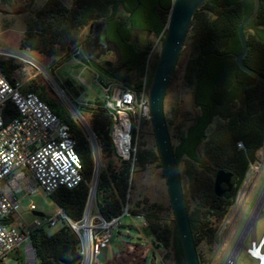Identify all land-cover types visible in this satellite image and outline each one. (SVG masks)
I'll list each match as a JSON object with an SVG mask.
<instances>
[{"label": "trees", "instance_id": "1", "mask_svg": "<svg viewBox=\"0 0 264 264\" xmlns=\"http://www.w3.org/2000/svg\"><path fill=\"white\" fill-rule=\"evenodd\" d=\"M171 8L172 0L162 4L158 0H72L71 7L52 0L41 11L44 16L41 35H34L36 27L31 25L21 50L47 57L58 55L62 60L78 44L86 27L106 21L108 38L120 48L125 62L137 74V83L131 87L140 90L149 48L139 52L130 44L131 28L148 30L156 36L165 35ZM253 9L254 0H209L195 15L187 41L191 58L185 70V81L192 89L195 108L200 112L193 115L192 124L187 128L176 127L177 145H173L178 164L184 163L182 180L200 264L199 246L205 240L214 241L217 226L232 206L250 166L257 161L258 152L264 148V83L244 72L236 62L237 55L242 52L239 27ZM245 35L249 51L244 64L264 77V0H261L257 18L245 28ZM157 61L158 57L152 67L153 73ZM61 65L47 67V70L55 76ZM20 68L16 58L0 57V74L10 80L15 81L14 75ZM75 88L71 80L61 85L66 92ZM26 91L38 94L69 126L77 142L84 181L74 189L61 188L50 197L70 219L79 221L83 218L94 177L92 146L67 107L46 86L33 79L26 85ZM75 94L80 96L76 91ZM76 110L96 137L105 164L97 184L100 212L108 220L120 217L136 166L161 162L159 152L139 149L133 168L132 163L123 161L115 152L106 110L88 106ZM8 112L15 114L12 107ZM166 118L172 135L174 123ZM222 170L233 174L234 188L218 198L213 171ZM162 211L160 205L144 201L131 208V215L145 219L155 244L167 251L172 249L166 254L164 264H185L174 220L170 225L162 217ZM31 240L38 264H66L79 245L76 234L68 226L54 234L36 229L31 233ZM170 258L171 263H168Z\"/></svg>", "mask_w": 264, "mask_h": 264}, {"label": "built area", "instance_id": "2", "mask_svg": "<svg viewBox=\"0 0 264 264\" xmlns=\"http://www.w3.org/2000/svg\"><path fill=\"white\" fill-rule=\"evenodd\" d=\"M163 38L164 34L155 35L150 43L140 90L118 79L102 86L105 99L102 108L110 117V137L115 152L123 161L132 163L133 168L137 162L142 128L151 124L148 80L153 73L152 67L157 60ZM82 52L81 47L75 56H81ZM6 55L27 59L41 72V68L36 66L39 63L35 58L16 51H10ZM11 107L15 110L14 115L8 112ZM85 133L94 152L95 171L83 218L74 221L58 207L57 215L46 222L49 227H55L63 221L64 226H68L76 234L79 242L77 252L80 255L76 264H107L99 260L101 251L113 239L114 230L121 226V218L131 214V206L127 198L120 217L108 220L101 214L97 180L105 164L101 161V150L88 124L85 125ZM239 147L243 148V144L239 143ZM258 160L259 157L250 166L241 186L243 188L238 192L236 202L243 207L250 198H247V189L263 171V161L259 163ZM256 173L257 178L254 177ZM29 177L34 181L35 189H29ZM83 181V164L69 126L38 94L26 91L24 83L0 75V264H7L13 254H24L25 264H38L31 233L36 229H45L46 223L35 221L30 226L22 225L19 222L21 206L17 194L28 190L29 195H32L43 189L51 195L61 188L74 189ZM256 183L254 182L252 191ZM30 210L36 211L37 207L31 204ZM235 213L236 209L225 220L223 232L232 224ZM246 250L258 264H264V233L259 240L255 237ZM232 259L230 257L226 264H233Z\"/></svg>", "mask_w": 264, "mask_h": 264}, {"label": "rangeland", "instance_id": "3", "mask_svg": "<svg viewBox=\"0 0 264 264\" xmlns=\"http://www.w3.org/2000/svg\"><path fill=\"white\" fill-rule=\"evenodd\" d=\"M50 1L52 0H37L34 6L19 4L13 8H6L5 10L8 11L7 15L0 14V57H6L8 56L6 55L8 52L16 51L35 58L39 63L36 64V66L39 68L44 67L46 69L47 67L54 68L58 64L64 63L55 72V76H53L48 70L49 76H44V74L30 64L27 59L17 57L16 59L21 65V68L15 73L14 78L15 81H20L25 85H28L31 80L36 79L41 85L46 86L52 95L57 97L67 107L73 118L85 131V125L88 123L86 119L78 113L76 108L84 109L87 106L92 108L102 107L105 101L102 86L104 83H109L115 80V77H113L108 71L104 70L96 60L90 59L91 63L86 60L85 37L88 34L90 25L82 31L78 44L74 46L70 53L62 60L59 59L58 55L47 57L30 50H21V44L25 40L31 25L36 27L33 34L37 36L41 35L42 29L40 26L42 18L44 17L42 16L41 11L50 3ZM57 1L65 7L72 6V0ZM36 24H38V27L35 26ZM153 40L154 38H151V43ZM81 47L83 50L82 55L76 57L75 53ZM73 57L80 59L87 64L81 62L77 63L76 60L72 59ZM110 58L111 57H108V59ZM190 58L191 51L189 45L186 44V48L180 59L175 77L170 84L166 97V116L172 123H174L171 135L174 145H177L178 137L176 127L182 125L184 129L187 128L192 124L191 119L193 115L198 112L194 105L192 89L185 81V70ZM66 80L73 81L77 87L75 90H69V92L63 90L64 94L62 95L60 92L62 90L61 85H63ZM75 91L80 96H77ZM139 149L158 152L157 141L151 124H146L142 128L138 143V150ZM261 150L264 151V148ZM261 150L258 152L257 157H259V163L263 161L262 175L254 186L253 191L251 189L254 182H256L255 178L253 179L255 181L250 184L247 189V198L248 196L250 198L244 207L237 204L236 201L239 195V193H237L232 208L228 209L224 219L217 226L214 241L208 243V241L205 240L199 246L202 264H219V258L229 244L233 230L236 229L237 225H242L246 222L247 219H250V221L246 228V232L237 241L235 240V244L234 242L232 243V245L235 246V250L230 257L235 258L238 251L244 248V246H250L255 237L258 240L262 237L264 233V197H262L264 196V153L261 154ZM101 161L104 164L102 159ZM160 163L161 162L147 163L144 167L136 166V172L133 174L128 198L131 208H135L137 203L142 204L144 201H148L150 204L160 205L163 209L162 217L172 225L174 214L163 168ZM181 172L182 174L184 173V163L181 164ZM254 177L257 178L258 174H254ZM29 179V189H35L36 185L34 181H32L31 177H29ZM28 192V190H25L17 194L21 206L19 211V222L22 225L30 226L35 221H40L44 224L46 223L45 229L50 234L58 232L64 226L63 221H60L55 227H49L46 222L51 217L56 216L58 212V206L52 200L50 195L43 189H39L38 193L32 195H29ZM258 201L259 204L257 205ZM31 204H34L37 207L36 211L30 210ZM234 209H236L234 220L225 232H223L224 222ZM36 212L42 213L44 216H36ZM256 212H258V214ZM157 246L158 245L154 243L153 237L147 230L145 219L131 214L126 215L121 218V226L114 230L113 239L106 245L108 248L107 264H164L163 261L166 254L171 252L172 249L167 251L162 246L157 249ZM17 260L19 262H17ZM167 261L168 263H171V258ZM25 262L26 257L24 254H13L7 264H25ZM237 264L257 263L252 262L249 256L242 251Z\"/></svg>", "mask_w": 264, "mask_h": 264}, {"label": "water", "instance_id": "4", "mask_svg": "<svg viewBox=\"0 0 264 264\" xmlns=\"http://www.w3.org/2000/svg\"><path fill=\"white\" fill-rule=\"evenodd\" d=\"M208 1L209 0H172L168 25L158 54L156 69L149 86L150 121L157 141L161 165L173 209L174 223L181 242L185 264H200V259L191 227L181 166L177 162L172 137L167 124L165 103L170 84L175 77L180 59L186 48L195 15ZM260 8L261 0H254V9L252 13L240 24L239 37L242 44V52L237 55L236 62L244 72L264 83L263 76L244 64V59L249 51L245 28L257 18ZM151 35H153L152 32H148V36ZM113 45V50L118 56V62H120L123 58L121 50L116 44ZM110 64L111 63H107L106 65ZM41 73L44 74V76H48V71L44 67L41 68ZM124 83L128 85L127 82ZM60 92L62 95L64 94L63 90ZM213 174L215 176V193L218 198H221L224 194L233 190L232 173L222 170L213 171ZM224 186H226L227 189H224ZM35 215L39 217L44 216L42 213L37 212ZM160 246L161 245H158L157 249H159ZM79 259V253L77 250H73L71 259L66 264H76ZM107 259L108 248L104 247L99 256V260L105 263Z\"/></svg>", "mask_w": 264, "mask_h": 264}, {"label": "flooded vegetation", "instance_id": "5", "mask_svg": "<svg viewBox=\"0 0 264 264\" xmlns=\"http://www.w3.org/2000/svg\"><path fill=\"white\" fill-rule=\"evenodd\" d=\"M167 0H158L159 4ZM37 0H0V14H8L6 8H13L19 4H26L34 6ZM107 22L99 21L94 24H91L88 29V34L85 37V52L87 55H92V58L96 60L99 65L116 79L127 82L129 86H133L137 83V74L129 67L128 63L125 62L122 55V60L118 62V56L113 50V43L107 34ZM142 33L144 36V43H139L138 48L139 52L146 51L151 43V36H147L148 30L131 28L129 42L134 40V37L137 33ZM153 34V33H152ZM108 57H111L108 59ZM111 63L110 65H106ZM200 112L199 109H197Z\"/></svg>", "mask_w": 264, "mask_h": 264}, {"label": "crops", "instance_id": "6", "mask_svg": "<svg viewBox=\"0 0 264 264\" xmlns=\"http://www.w3.org/2000/svg\"><path fill=\"white\" fill-rule=\"evenodd\" d=\"M148 36V35H147ZM155 37V34H153L152 35V39ZM131 43L133 44V46L134 47H136V48H138V44L139 43H144V36H143V34L142 33H137L136 35H135V37H134V40L133 41H131ZM86 56H87V61L89 62V63H91V61H90V59H93L92 58V55H87L86 54ZM73 60H76L77 61V63H84V64H87V63H85L84 61H82V60H80V59H77V58H72ZM71 59V60H72ZM71 60H69V61H71ZM64 64V63H63ZM62 64V65H63ZM61 65V66H62ZM60 66V67H61ZM59 67V68H60ZM59 68H57V70L59 69ZM56 70V71H57ZM116 79V78H115ZM75 85V84H74ZM75 87H77L76 85H75ZM262 175V174H261ZM260 178V177H259ZM258 178V179H259ZM258 179H257V181L256 182H258ZM257 184V183H256ZM252 216V215H251ZM250 216V217H251ZM249 221H250V219H247V221L246 222H244L242 225H237L236 226V229H234L233 230V232H232V236H231V240H229V244L227 245V247L224 249V251H223V253L221 254V256H220V258H219V264H226V262L228 261V259L230 258V256L232 255V252L234 251V249H235V246H233L232 245V243L234 242V244L236 243L235 242V240L237 241L239 238H241V236H243V234H245V231H246V228L248 227V223H249ZM247 225V226H246ZM249 247V246H248ZM247 246H244V248H242V249H240L239 251H238V253H237V255H236V257L234 258V261H235V264H237V262H238V259H239V257H240V255H241V253H242V251H246L245 253H246V255L247 256H249L248 255V253H247V248H248ZM249 258L251 259V261L252 262H256L257 264H258V262L254 259V258H252L251 256H249Z\"/></svg>", "mask_w": 264, "mask_h": 264}, {"label": "bare ground", "instance_id": "7", "mask_svg": "<svg viewBox=\"0 0 264 264\" xmlns=\"http://www.w3.org/2000/svg\"><path fill=\"white\" fill-rule=\"evenodd\" d=\"M49 76V75H48ZM262 197H264V196H262ZM255 210V209H254ZM260 211V210H259ZM257 214H258V212H256ZM253 217V216H252ZM254 222V221H253ZM252 222V223H253ZM247 226V225H246ZM249 229H251V228H249ZM255 231V230H254ZM246 232V231H245ZM248 232V231H247ZM249 234V233H248ZM253 234H254V232H253ZM256 234V233H255ZM247 236V235H246ZM249 238V237H248ZM247 241H248V239H247ZM230 243V242H229ZM244 243V242H243ZM243 246V245H242ZM237 249V248H236ZM235 250V249H234ZM246 252V251H245ZM256 253V252H255ZM235 256V255H234ZM261 256L263 257V255L261 254ZM233 264H234V258L232 259V261H231Z\"/></svg>", "mask_w": 264, "mask_h": 264}]
</instances>
